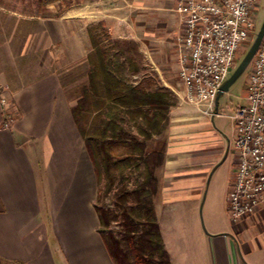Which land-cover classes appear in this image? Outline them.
Listing matches in <instances>:
<instances>
[{"label": "crops", "instance_id": "0c3cea01", "mask_svg": "<svg viewBox=\"0 0 264 264\" xmlns=\"http://www.w3.org/2000/svg\"><path fill=\"white\" fill-rule=\"evenodd\" d=\"M177 1L82 0L53 19V27H71L64 39L53 29L55 41L48 33L50 20L13 22L0 10V98L10 102V109H0V264H116L100 233L98 177L73 115L80 84L72 90L66 86L61 56L51 51L54 42L81 43L84 25L88 71L93 50L88 28L99 22L107 24L113 38L138 42L149 75L179 102L159 138L167 146L155 198L172 264H264V204L252 215L233 219L230 177L208 195L211 206L218 207L207 223L209 232L201 226L209 175L226 154L224 149L212 152L201 130L203 119L219 116L185 100ZM22 21L27 31L18 36ZM229 148H234V134Z\"/></svg>", "mask_w": 264, "mask_h": 264}, {"label": "trees", "instance_id": "16d2710c", "mask_svg": "<svg viewBox=\"0 0 264 264\" xmlns=\"http://www.w3.org/2000/svg\"><path fill=\"white\" fill-rule=\"evenodd\" d=\"M88 34L93 50L73 115L98 177L100 233L116 264H172L155 198L167 146L159 138L178 99L149 75L138 42L113 38L104 22Z\"/></svg>", "mask_w": 264, "mask_h": 264}, {"label": "built area", "instance_id": "2783aa9c", "mask_svg": "<svg viewBox=\"0 0 264 264\" xmlns=\"http://www.w3.org/2000/svg\"><path fill=\"white\" fill-rule=\"evenodd\" d=\"M261 3L262 0L177 1L175 12L183 25L177 39L179 76L185 100L200 112L221 116L219 94L231 70L256 39ZM251 64L245 103L231 116L238 163L228 193V210L235 220L252 215L264 204V39ZM0 109H10L6 98H0Z\"/></svg>", "mask_w": 264, "mask_h": 264}, {"label": "rangeland", "instance_id": "374dc122", "mask_svg": "<svg viewBox=\"0 0 264 264\" xmlns=\"http://www.w3.org/2000/svg\"><path fill=\"white\" fill-rule=\"evenodd\" d=\"M82 0H0V6L4 9H0L2 13L10 14L11 20L18 21L24 17H32L33 21H40L41 19H48L46 21L48 26V33L52 36L55 33L59 35L60 39H64L65 34H68L71 27L62 26L59 27L52 23H56L53 19H57L59 14H63L67 9L72 8L73 5L80 3ZM9 18V16L7 15ZM40 19V20H39ZM52 20V21H51ZM25 21L18 23L17 34H23L27 31L24 28ZM264 24V0H262L258 20H257V34L261 30ZM12 29V28H11ZM85 26H81V43H68V41H62L56 45L53 43L52 54L55 57H60L59 59L63 66L65 67L64 78L66 86L72 90L75 86L84 83L87 80V67H86V53L89 48L88 45L84 43L82 37ZM34 31V27L33 30ZM10 31L9 33H11ZM257 37V36H256ZM67 38V35H66ZM53 41L55 37L52 36ZM253 43L245 50L241 58L238 60L237 65L231 70V74L240 65L247 52L251 48ZM76 55V56H75ZM64 70V69H63ZM252 72V64L247 68V70L242 74V76L233 84L229 91L225 92L219 100L218 107L221 116L213 119L202 120L201 130H203V136L209 141V148L213 151L225 150V156L221 162V165L216 171H212L209 175L207 188L203 196V200L199 209V217L202 229L205 232L208 231L207 223L209 224L217 214V204L211 206L208 202V195L212 192L213 188L217 185L225 184L226 178L230 177L233 179L234 176V165L237 163L238 155L234 148H229L230 141H232V136L234 134V121L231 118L237 110V108L245 103V98L247 96V87L249 78ZM77 97V96H76ZM211 124V125H210ZM136 132V130H135ZM135 177L132 178L131 185L134 184ZM211 188V189H210ZM210 190V191H209ZM110 202V200H109ZM118 227L116 226L115 229Z\"/></svg>", "mask_w": 264, "mask_h": 264}, {"label": "water", "instance_id": "95a60500", "mask_svg": "<svg viewBox=\"0 0 264 264\" xmlns=\"http://www.w3.org/2000/svg\"><path fill=\"white\" fill-rule=\"evenodd\" d=\"M264 39V24L257 34V37L255 41L253 42L251 48L247 52L246 56L240 63V65L236 68V70L233 72V74L229 77V79L226 81L224 86L222 87V90L219 94V98L227 91L230 90V88L233 86V84L242 76V74L247 70V68L250 66L252 63L254 57L256 56L262 41ZM218 98V100H219Z\"/></svg>", "mask_w": 264, "mask_h": 264}]
</instances>
